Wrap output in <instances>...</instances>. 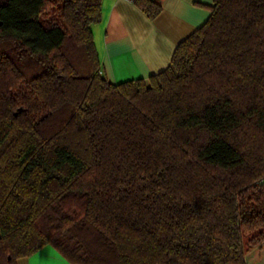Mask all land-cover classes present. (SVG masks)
<instances>
[{
	"label": "trees",
	"instance_id": "16d2710c",
	"mask_svg": "<svg viewBox=\"0 0 264 264\" xmlns=\"http://www.w3.org/2000/svg\"><path fill=\"white\" fill-rule=\"evenodd\" d=\"M149 19L158 0H134ZM111 83L101 0H0V264H247L264 243V0H213Z\"/></svg>",
	"mask_w": 264,
	"mask_h": 264
},
{
	"label": "crops",
	"instance_id": "0c3cea01",
	"mask_svg": "<svg viewBox=\"0 0 264 264\" xmlns=\"http://www.w3.org/2000/svg\"><path fill=\"white\" fill-rule=\"evenodd\" d=\"M149 19L129 0H101V18L91 24L101 73L111 83L144 78L164 69L176 45L205 23L213 0H158ZM17 264H75L47 244Z\"/></svg>",
	"mask_w": 264,
	"mask_h": 264
},
{
	"label": "rangeland",
	"instance_id": "374dc122",
	"mask_svg": "<svg viewBox=\"0 0 264 264\" xmlns=\"http://www.w3.org/2000/svg\"><path fill=\"white\" fill-rule=\"evenodd\" d=\"M246 250L245 259L247 264H264V243Z\"/></svg>",
	"mask_w": 264,
	"mask_h": 264
},
{
	"label": "built area",
	"instance_id": "2783aa9c",
	"mask_svg": "<svg viewBox=\"0 0 264 264\" xmlns=\"http://www.w3.org/2000/svg\"><path fill=\"white\" fill-rule=\"evenodd\" d=\"M129 1L133 2L134 0H129Z\"/></svg>",
	"mask_w": 264,
	"mask_h": 264
}]
</instances>
